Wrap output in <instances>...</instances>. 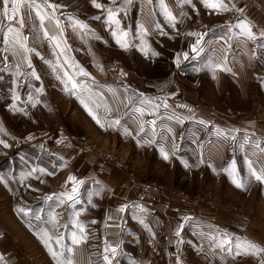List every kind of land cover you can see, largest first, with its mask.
<instances>
[{
	"label": "crops",
	"instance_id": "crops-1",
	"mask_svg": "<svg viewBox=\"0 0 264 264\" xmlns=\"http://www.w3.org/2000/svg\"><path fill=\"white\" fill-rule=\"evenodd\" d=\"M232 1L233 9L239 15L233 22L227 19V7L218 11L205 7L202 0H163L175 17L174 21L166 18L161 0H131V3L127 0H95L101 8L94 7L93 0H37L45 19L43 26L35 12L27 19L31 22L32 35L23 43L28 51L16 43V32L23 37L20 24L9 25L0 15V55L3 61L13 62L10 70L0 66V95L5 92V97H0V150H9L0 160V174L9 170H14L15 174L4 183L0 180V235H16L19 240L20 236L35 234L25 216L16 210V201L22 194L31 196L28 202L32 204L51 197L58 205L61 203L56 211L65 208L62 214H56L59 219L62 217L61 222L57 231L50 235L55 233L54 249L66 252L62 245L73 247L74 264H105L95 250L94 235L100 218L101 250L104 253H112V248L116 250L109 259L111 264H117L118 257L123 258L120 264H231L234 260L222 256L210 242L216 226L221 224L230 225V231L242 235L246 246L254 244L264 249V182L253 181L255 177L249 170V164L257 173L264 169V116L249 118L251 108L261 105L257 96L252 97L249 93L257 60L249 47L253 39L238 27L242 23L252 26L253 22L261 30L254 39L264 42L261 35L264 33V10L250 0ZM44 3L57 7L47 8ZM109 10L119 21L118 25L109 20ZM26 11L23 9L21 15ZM57 11L84 16L83 20L75 19L68 24L71 45H67L60 35V26L51 18L61 17ZM94 20L97 31L100 28L96 33L87 29ZM104 24L110 26L106 32L102 29ZM9 26L12 32L8 31ZM83 26L85 30L81 29ZM114 31L116 36H113ZM156 32L162 35L157 38ZM199 37H203L199 45L202 51L196 54L192 52V45ZM117 38L127 47H121ZM162 40L172 44L167 47L168 69L148 71L163 77L144 79L145 92L137 93L135 100L130 98L129 94L137 91L132 79L141 72L130 70V67H139L136 61L125 63L124 59L140 58L143 43L148 44V58L159 59L162 54H156L155 46ZM111 60H116L117 66L108 70ZM225 68L230 71L223 70ZM180 70L186 73L184 78L179 76ZM21 75L26 76L23 87L17 84ZM126 87L131 90L126 92ZM145 94L159 104V109L174 107L179 116L191 124L201 120L221 130L226 126L228 130H234L232 143L236 150L241 149L246 174L240 182L242 190L247 192L246 203L243 202L239 212L231 213L227 210L229 207L223 205L216 207L214 201L189 202L187 196L167 194L162 186L145 184L126 174L118 166L121 163L104 161L98 154L101 152L90 151L114 150L119 135L122 140L135 138L133 131L135 133L144 117L147 118L144 112L141 114L137 110L149 114L139 107L141 102L138 103ZM210 108H215L214 112H210ZM10 110L15 113H9ZM51 133L60 140L56 151L41 152L38 146L30 145L16 150L5 147L4 140L8 138L21 136L26 139ZM88 142L94 143L96 149ZM168 148L171 149L170 145ZM44 158L52 164H45ZM188 158L196 162V152L189 151ZM55 159L64 165L62 170L60 164L55 170ZM18 161L22 163L20 171L15 168ZM34 170L61 171L57 181L51 183L50 192L42 190L33 173L28 177ZM233 170L237 176L236 168ZM70 176L74 179L69 180ZM74 186L77 191L69 200L67 196L72 195ZM61 187L67 188V195L61 193ZM88 202L93 206L90 207ZM129 203L134 209L121 236V209ZM74 221L83 226V233ZM195 222L200 226L193 225ZM45 226L47 232L52 230L47 221L42 223V227ZM182 230L190 238L185 252L180 245L184 240ZM72 233H76L78 239H86L73 246ZM106 246L108 251H105ZM257 253L262 254L261 257L245 252L243 258L248 257L251 264H264V251Z\"/></svg>",
	"mask_w": 264,
	"mask_h": 264
},
{
	"label": "rangeland",
	"instance_id": "rangeland-1",
	"mask_svg": "<svg viewBox=\"0 0 264 264\" xmlns=\"http://www.w3.org/2000/svg\"><path fill=\"white\" fill-rule=\"evenodd\" d=\"M250 1L258 8L264 10V0ZM227 2L228 5L224 3L228 9L227 19L229 22H233L239 18V15L238 12L233 9L234 1L227 0ZM44 4V6L47 7V4ZM57 12L60 13L61 17H56L53 20L56 21V23L60 26V35L63 36L64 40L67 42V45H71L72 39L70 32L68 31V24L70 21L75 19L83 20L84 16H80V14L70 11ZM231 12H235V19H230L229 15ZM93 19L96 18L93 17ZM97 22L99 23V20H97ZM248 23L250 24V22ZM25 24L28 25V35L26 36L28 39L25 40L26 42L30 40L32 31L31 22L28 20ZM90 24L92 26L87 27L89 31L94 33L100 31V28L99 31H97L95 20ZM109 27L110 26L104 24L102 29L104 32H106L109 30ZM249 27L251 28L255 37L260 35L261 30L256 27L253 22L252 26L249 25ZM22 28L21 34L23 37H25ZM81 29L85 30V26H83ZM160 33L161 32H156L155 36L157 37ZM159 37L160 36L157 38ZM67 38H69L70 41H67ZM93 44L98 45L95 42ZM249 44L250 51L252 52L253 57L257 60L256 68L254 69L253 83L249 88V93L252 97L257 96L256 98L261 104L251 108L249 113L251 116L249 118L251 119L257 116H264V42L253 39ZM171 46V43H164L163 40L162 42H157L155 46L157 50L156 54H162V57L151 60L148 58V51L146 50L148 44L143 43L140 52V58L136 60H130L127 58L124 59L125 63H133V61H136L139 64V67H135V69L130 67V70L133 72H141L140 76L133 75L134 78L132 80L136 85L133 87L137 91L131 92V94H129L130 98L133 99L134 97L135 100L138 96L137 93L143 94V92H145V88L142 84L144 79L163 77V75L160 74H149L148 71H160L161 69H168L169 61L166 60L168 59L169 51L167 50V47ZM235 51L240 54L239 49H236ZM0 66H2L5 70H10L13 67V62L3 61L2 56L0 55ZM115 66H117V61L111 60L108 64V70H112V68ZM182 72L184 73V70H180L179 76L184 78V76L180 75ZM25 83L26 76L21 75L17 81V84L19 87H23ZM129 90H131V87H126V92ZM1 94L2 95H0V97L4 98L5 92H1ZM138 103H140V108H144L145 110L149 111V114H147L145 111H142L147 117L146 119L144 117V120L141 123L143 126V131H141V127L136 129L135 133L133 131V136H136H134L135 138L132 139L128 138L122 140L121 135H119V137L115 140L116 144L114 150L90 151H95V153L101 152L98 154L101 156L100 159L104 161L121 163L118 166H120L126 174H131L133 177H137L142 183L162 186L167 194L171 193V195H181L183 197L187 196L189 198V202H197L200 199L208 200L209 203L214 201L216 207L223 205L225 207H229L227 210H229L231 213L239 212L243 202L246 203L247 192L242 190L243 187L237 188L233 183V180L238 179V182L240 183L246 177V174L244 173V165H242L244 161L242 160V156L240 154L241 149L236 150L234 143H232L234 130L229 129L232 131L231 133L227 129V126L226 129L221 130L212 123L209 125L205 121H203L204 123H200L201 120L191 124L189 121H186L181 116H179L177 109L174 107H169L168 109H159V104L152 101L150 96L147 94H145V98H140ZM138 103L135 105H138ZM134 109L136 110L137 108ZM217 109L218 108H216V110ZM214 110L215 108H210V112H214ZM10 112L11 110L9 113ZM216 113L217 111L215 114ZM75 133L80 132L76 131ZM42 138H52L55 144L52 151H56L55 149L57 148L58 142L60 140H56L52 133L47 135L40 134L38 137H28L26 139L21 136L20 138H8L4 140V143L11 150L21 148L23 145H30L37 148V142ZM88 144L92 147V149H96L94 143L88 142ZM169 145L171 149L168 148ZM162 147L164 149L167 147L169 150H164ZM38 151L44 152L42 150ZM187 151L196 152V162L189 160ZM7 152H9V150H0V160L7 154ZM165 155H167V159L164 158ZM57 161L58 160L55 159V163L53 162L55 164V170L57 169L56 166H59V164L61 165L60 169L62 170L64 165L61 164V161H58L59 163L57 164ZM235 161L237 163H235ZM262 161L264 162V155H262ZM44 163L48 164L51 162L44 158ZM21 167L22 163L18 161V164L15 166V168L20 171ZM234 168L237 170V176H235L236 171L233 170ZM60 172L55 171V173H53L49 170H34L29 173L28 177H31V174L33 173V178L36 180L38 179L37 181L39 182V186L41 185L43 188L42 190H44L45 193H48L50 192L51 183L53 184L57 181ZM240 174L242 179L240 178ZM12 177H15L14 170L5 171L0 174V180L3 183L6 178ZM255 180L256 179L254 178L253 181ZM21 188L22 190L24 189L23 187ZM28 188L30 192H32V188L30 186ZM66 191L67 188L64 190L61 187L62 194L64 193L67 195ZM31 198L32 197L29 195L26 196L21 194L16 201V210L19 214L25 216V221L30 223L32 229L35 231V234L28 235V237L20 236L19 240H17L16 235H0V264H56V261L49 252V248L58 254L64 252L62 250L54 249L55 244L52 242L53 238L55 237V233L54 235H50V233L52 231L56 232L59 228V224L61 222L60 219L62 217L59 219L58 215L56 216V214H62L65 208L63 207V210L56 211L59 207H61V203L58 205V201L53 198L34 204L28 202ZM88 205L91 207L93 206V203L88 202ZM21 209L24 211H20ZM133 209L134 206L132 210ZM53 215L56 216L55 220L52 219ZM262 220H264V218ZM42 221H47L52 227V230L47 232V226L42 227ZM64 221H66V219H64ZM197 223L198 222H195L193 225L200 226V223ZM229 229L230 225L228 227L226 224H221L220 226L217 225L216 229L214 230L215 232L213 239H210V242L215 244V246L218 248L216 249L220 251L222 256H225V258L229 257V261L234 260L231 262V264H235V262H237L236 264H251V261L249 262L248 257L246 259L243 258V254L245 252H247L249 255L252 253L254 256L261 257L262 254L258 255L257 252L254 253V251H248L246 243H244V237L230 231ZM37 230L43 231L44 233H37ZM122 230L120 227V233ZM182 232V238L189 242L190 238L188 233L186 231L184 232V230H182ZM192 238L195 239L193 236ZM224 241L230 242V245L229 243H222ZM183 242H181L180 245H182ZM237 245L240 247L237 248ZM229 247L231 249L230 251ZM187 248L188 243L187 247L184 249V252ZM64 253L66 255V252ZM253 264H255V262Z\"/></svg>",
	"mask_w": 264,
	"mask_h": 264
},
{
	"label": "snow or ice",
	"instance_id": "snow-or-ice-1",
	"mask_svg": "<svg viewBox=\"0 0 264 264\" xmlns=\"http://www.w3.org/2000/svg\"><path fill=\"white\" fill-rule=\"evenodd\" d=\"M128 3H131V0H127ZM185 2H190V0H185ZM202 3H204L205 7L208 8H212L215 10H226V5L224 4L223 0H202ZM0 5H2V10H0V15L3 16L4 20L7 21L9 23V25H11L12 23H18L20 24L21 27L24 26V24L26 23L27 19L31 16L32 12H35V16L37 18L40 19L41 21V26H43V21L45 19V16L41 14L40 9V5L37 3V0H0ZM93 6L97 7V8H101L102 5L95 3V0H93ZM47 7L49 8H55L57 6L51 5V4H47ZM161 7L163 8L164 14L166 16V18L174 21L175 17L172 16L171 12L168 10L167 6L163 4V0H161ZM23 9H26V14L25 15H21V12ZM109 20L116 23L117 25L119 24V21L115 19L114 14L112 13L111 10H109ZM52 19H55V17H51ZM57 26H59L57 24ZM238 27L241 28V30L247 35V37L249 39H254L255 36L254 34L251 32L249 25L247 24H240L238 25ZM9 32H12V28L9 26L8 28ZM45 36H48V33L45 32L44 33ZM117 33L114 31L113 32V36H116ZM124 35L126 36L127 33H124ZM189 35H197L196 33H189ZM262 36H264V33H261ZM16 36V43L20 44V47L23 48L25 51H28V49L26 48V46L24 45L23 41L27 40L28 38L25 36L23 38L20 37L19 32L15 33ZM203 37H199L196 40V43L192 45V52L199 54L200 51H202V49L199 47L201 39ZM51 39H55V37H51ZM117 43L121 45V47L126 48L127 45L122 43L121 40L119 38H117ZM188 58V54L185 53V59ZM225 71H230V69H223ZM84 75H87V73H83ZM33 75H35V73H33ZM76 85L73 84V88H75ZM83 103V101H81ZM165 107H167V105H165ZM137 111H141L142 114V110H137ZM91 115V112L89 113ZM93 119L97 120V123L99 124L100 121L93 116ZM115 123H119V121H115ZM200 123H204L203 121H201ZM141 131H143V126L141 125ZM2 143V142H0ZM5 147H7V145H5ZM165 159H167V155H165L164 157ZM249 170H250V174L255 177V179L264 182V169H261L259 173H257L256 170L252 169L251 164H249ZM69 180H73V177H69ZM233 183L235 184V186L237 188L242 187V184L237 182L235 179L233 180ZM77 191V188L74 186L72 189V195H68L67 199L71 200L73 198V195H75ZM48 199H51V197H49ZM20 211H24L23 209H21ZM121 211H123V209H121ZM53 220L56 219V216L53 215L52 217ZM94 223V221H93ZM74 224L76 227H78L80 229V232L83 233L84 232V228L83 226L79 223V221H74ZM179 234V233H177ZM63 237H61L62 239ZM83 239H86L85 237H81V238H77L76 233H72L71 234V242L73 246H78ZM222 243H229L228 241H224ZM57 244H60V240H57ZM47 246V244H46ZM62 247L65 249V251L68 253V255H65L64 252L61 253H57L55 251H53L51 248H49V252L52 255L53 259L56 261V264H74L73 259H72V253L74 251L72 246L69 245H62ZM240 246L237 245V248H239ZM248 249H252L255 252H261L264 251V249H259L257 248L256 245L254 244H248L247 245ZM230 247H229V251H230ZM105 251H108V247L106 246ZM112 253L115 254V248L111 249ZM239 254V253H237ZM105 264H111V261L109 260L108 256H104L103 257Z\"/></svg>",
	"mask_w": 264,
	"mask_h": 264
},
{
	"label": "built area",
	"instance_id": "built-area-1",
	"mask_svg": "<svg viewBox=\"0 0 264 264\" xmlns=\"http://www.w3.org/2000/svg\"><path fill=\"white\" fill-rule=\"evenodd\" d=\"M223 2L225 4L228 5V2L227 0H223ZM230 19H235V12H231L230 15H229ZM22 31H23V34L25 36L28 35V25H24L23 28H22ZM162 34H158V36H161ZM67 41H70L69 38H67ZM181 76H184L185 77V72L181 73L180 74ZM11 114L14 113V110H11L10 112ZM37 146L40 150L44 151V152H52V150L54 149V140L52 138H42V139H39V141L37 142ZM126 207L123 209L122 211V220H121V224H120V227H121V230L127 225V222L129 220V217H130V211L132 210L133 208V205L132 204H127L125 205ZM101 224H102V218H100L97 223H96V232H95V250L97 252V254L100 256V257H104V256H108L109 259L112 258V253L110 252H103L101 250V248L103 247V239L101 236H99L100 234V227H101ZM121 236H123V232L121 231L120 233ZM93 236V237H94ZM184 241V242H183ZM183 244L181 245V248L184 250L186 247H187V241L183 240ZM116 263L117 264H120L122 263L123 261V258L122 257H118L116 258Z\"/></svg>",
	"mask_w": 264,
	"mask_h": 264
}]
</instances>
